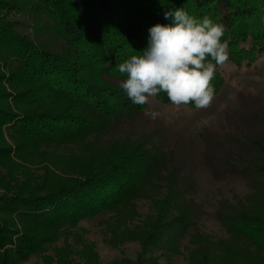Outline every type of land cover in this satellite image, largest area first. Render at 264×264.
<instances>
[{"label": "trees", "instance_id": "obj_1", "mask_svg": "<svg viewBox=\"0 0 264 264\" xmlns=\"http://www.w3.org/2000/svg\"><path fill=\"white\" fill-rule=\"evenodd\" d=\"M12 2L0 0V264L42 256L80 221L102 213L110 215V244H141L138 264H159L155 251L170 263L186 236L190 264H264V99L240 96L220 132L204 129L198 153L183 129L150 119L148 105L131 102L118 71L147 48L150 27L171 23L164 14L176 8L223 23L227 62L250 66L264 56V0ZM26 8L52 23L61 53L14 29L10 13ZM221 67L215 97L225 84ZM156 99L170 104L164 93ZM202 167L216 182L241 179L250 190L218 201L214 217L226 239L201 232ZM141 200L151 213L130 230ZM78 243L86 262L98 264L93 246Z\"/></svg>", "mask_w": 264, "mask_h": 264}, {"label": "rangeland", "instance_id": "obj_2", "mask_svg": "<svg viewBox=\"0 0 264 264\" xmlns=\"http://www.w3.org/2000/svg\"><path fill=\"white\" fill-rule=\"evenodd\" d=\"M9 1L13 3L12 0ZM15 4L18 5L16 2ZM9 20L17 32L28 36L42 49L53 53L62 52L61 42L52 31V23L45 16L26 8L23 11L15 10L10 13ZM221 70L225 84L208 109L197 110L187 105L176 108L171 104H162L156 98L148 105V109L160 113L157 119L165 121L173 130L183 129L189 137L194 139L198 153L203 150L204 129L220 132L226 123V113L239 108L238 99L240 96L251 95L264 99V56L254 64L242 68L231 62H226ZM30 168L32 173L37 171L35 167ZM0 173L6 174V171L0 169ZM17 176L20 179L21 175ZM196 181L199 187L196 200L203 206L206 213L200 223L201 232L214 241L226 239L227 235L224 229L214 217L218 201L222 196L231 200L234 194L244 197L250 193V190L241 179L216 182L204 167L197 175ZM2 195H5V192L0 189V196ZM137 206L140 219L129 224L130 230H135L137 226H140L151 213L149 201H138ZM109 217V214L102 213L94 218L80 221L76 227L71 229L70 236L62 237L50 247L47 253L42 256H33L20 264H59L60 257L64 259L65 264H88L83 254L84 244H79V239L93 246L94 252L98 256V264H138L142 252L139 242H128L117 247L108 242L110 239L109 228L105 221H108ZM55 248L63 251L60 256L54 252ZM191 249L189 237L186 236L182 241V255L174 257L168 263L162 258L160 251H155L154 258L158 259L159 264H190ZM46 258L53 260L49 261Z\"/></svg>", "mask_w": 264, "mask_h": 264}, {"label": "clouds", "instance_id": "obj_3", "mask_svg": "<svg viewBox=\"0 0 264 264\" xmlns=\"http://www.w3.org/2000/svg\"><path fill=\"white\" fill-rule=\"evenodd\" d=\"M164 16L171 23L150 27L147 48L118 65L125 77L119 87L138 106L164 93L176 108L194 104L197 110L208 109L215 98L217 68L230 58L229 42L223 39L226 26L183 8ZM144 115L156 120L160 113L146 109Z\"/></svg>", "mask_w": 264, "mask_h": 264}]
</instances>
